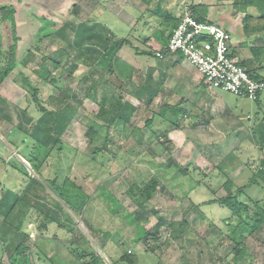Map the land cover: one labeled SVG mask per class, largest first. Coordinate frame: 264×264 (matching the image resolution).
<instances>
[{"label": "rangeland", "instance_id": "rangeland-1", "mask_svg": "<svg viewBox=\"0 0 264 264\" xmlns=\"http://www.w3.org/2000/svg\"><path fill=\"white\" fill-rule=\"evenodd\" d=\"M7 1L15 3L17 7L18 35L21 38L18 46L20 56L35 43L38 29L41 26V17L55 22L56 26L58 25L57 29H63L64 34L63 37L57 34L49 35L38 42L39 49H31V53L25 57L23 63L1 86L0 95L9 101L10 109L13 111L17 123V108L27 109L35 117L39 115L32 96L16 83L20 72L31 78L33 83L39 87V97L45 105L51 109L56 107L52 98L61 96L63 91L56 90L51 83L35 76L33 68L41 60L42 54L54 58L62 51L65 52L59 59L62 68L71 69L70 66L77 54L69 43V40L74 38L70 30L72 24L77 25L84 21L101 22L118 37L128 38L132 41V46H125L120 56L128 60L132 59L134 64L136 62L135 81L140 82L143 80V65L147 64L149 60L154 64L157 59L154 55L140 54L137 55L138 59L133 55H135L136 49L152 51L145 46L144 40L152 36L155 29L162 26L161 21L164 15L168 14L166 8L173 7L179 12L182 11L184 4L189 7L192 5L196 16L206 20L214 18L220 13L223 6L228 7L231 2L229 0H191V4L190 0ZM234 1L235 3L240 2L243 9L250 15H254V12L262 14L257 7L247 4L246 0ZM185 11L190 10L187 8ZM129 16L131 19L139 21L136 23L137 25L127 20ZM66 26H68L67 29ZM130 54L135 59L129 56ZM62 68L58 70L51 67V71L58 76ZM87 71L88 68L80 64L69 77L60 83L62 87L72 91L69 94L70 97L72 94L78 96L77 99L71 98V102L79 108V111L72 126L64 135V141L67 143L64 145V151H56L53 154L50 164L45 168V174L46 177L53 178L55 172L64 171V175L84 186L93 198L83 215H73L75 230L71 233L52 224L45 237L42 238L38 229L39 218L28 221L27 229L31 234L28 244L35 248L32 257L33 264L45 262L44 259H38L40 256L36 247L41 249L47 258L56 257V260L62 258L67 260V264L76 260L77 249L90 253L93 247L96 249V254L103 258L105 264H115L114 262L126 250L128 253L135 254L137 264H181V258L185 255L193 264H235L230 254L231 240L227 237L226 227L223 223L231 213L218 204H207V202L225 194L222 185L226 181V177L223 176L217 165L230 152L234 151L239 156L238 159L246 163L230 175L238 184H241V180L243 183L249 180L253 173L258 171L259 165L264 159V153L257 147L256 141L254 143L256 148L253 145L254 133H249V130L255 129L252 126L258 116L264 117V92L260 107L250 99L237 97L229 92H220L218 95L221 105L226 104L231 114L240 116L243 128H238L237 124L233 125L230 123V119L226 120V117L223 119L225 121L223 124L219 123L222 121H218L219 118H216V121L212 123L213 117L204 112V108H201L200 105L195 104L187 106L188 114H190L181 121L182 128L178 130L170 129L168 123L164 122H155L153 130L149 128L146 121L152 117L153 110L158 111V105L162 101L158 103V100L155 99L153 106L148 108L136 97L130 98L132 94H129L128 100L132 99L138 107L132 120L133 126L141 130L139 136L143 135V142L139 144L138 141L131 138L130 127L124 129L120 125V132H117L119 136L115 138L117 144L109 145L110 152L106 154L105 159L98 155L94 161L92 159L93 151L96 146H102L103 139L97 138L95 144H89L86 135L88 125L95 123L99 125L100 122L95 119L99 111L97 104L84 98L87 88L86 83L82 82V78ZM173 100L176 102L175 99ZM218 114L220 115V113ZM233 121L237 123L236 120ZM197 123L199 125L194 127L193 124ZM4 130L8 129L4 128ZM165 130L168 131V138L171 142L168 146L163 143ZM98 131L99 135L106 136L104 127H99ZM17 143L20 144V139H17ZM14 155L19 157L26 166H29L25 159L17 155V152L13 151L7 155L0 149V196L3 187L7 186L18 191L24 184L23 175L7 161ZM6 156L8 159H4ZM171 161L187 167L189 169L188 176L180 175L177 180V178H170L172 176L169 174L165 175L160 179V188L145 205L142 214H137V205L129 196L128 190L133 184L141 185L142 181L147 182L152 177L162 174L164 170L159 165H172ZM196 181H199L200 184L194 186ZM99 185L102 189L97 191ZM107 190L117 198L121 207L118 203L107 202L105 199L108 196ZM248 197L264 200V184L248 189L247 194L241 199L246 200ZM160 217L176 224L185 221L189 228L185 235L177 233V226L162 228L161 240L152 249L153 252H147L144 250V245L137 242V239L142 228L151 229L157 224ZM1 220L0 216V225ZM260 236L261 238L250 239V247L255 257L253 264H264V230ZM151 244L153 247L154 244ZM1 250L0 246L1 263L9 264L7 256ZM46 264H50L49 261ZM76 264H83L82 260H76Z\"/></svg>", "mask_w": 264, "mask_h": 264}, {"label": "trees", "instance_id": "trees-1", "mask_svg": "<svg viewBox=\"0 0 264 264\" xmlns=\"http://www.w3.org/2000/svg\"><path fill=\"white\" fill-rule=\"evenodd\" d=\"M246 3L257 7L264 16V0H246ZM235 5L238 6V2ZM189 8L198 20L206 21L204 18L196 16L192 5ZM165 18L163 19V28L157 33L160 38L164 37L168 28H170L169 42L180 19L171 17L167 13ZM248 18L250 19L251 16L247 15ZM40 22L41 26L38 29L36 41L32 45L33 48H29L20 56L18 46L21 38L18 35L16 4L7 0H0V88L14 70L23 63L25 57L31 53L30 51L39 49L37 46L38 42L49 37V35L64 36L63 29L58 30V25L56 26L55 22H51L45 17H41ZM68 26H66V29ZM70 27L74 38L69 40V43L73 47L72 49L77 52L73 59L74 62L70 66L71 69L62 68L59 60L65 53L62 51L54 58L42 54L41 60L33 68L35 76L51 83L56 90L63 91L61 96H53L52 100L56 104L54 109L45 105L39 97V87L33 83L31 78L21 72L18 74L19 78L16 83L32 96L33 103L39 114L38 117L31 115L27 109L17 108L18 123L15 122L9 101L0 95V149L7 155L13 151L17 152V155L28 162L32 170L31 173L25 163L15 155L9 159L7 156L4 158H7L8 163L21 173L25 179L21 189L16 191L5 186L0 196V216L2 217L0 246L2 253L7 256L9 264H33L32 257L34 256L35 248L28 244L31 235L27 229L28 221H32L33 218H39L38 229L42 238L45 237L52 224L71 233L75 230L73 215H83L93 198L84 186L77 183L73 178L64 175V171L55 172L53 178L46 177L45 174V168L50 164V158L53 154L56 151H64L66 143L64 135L72 126L79 111V108L71 102V98L77 99L78 96L72 94V97H70L69 94L72 91L62 87L60 84L63 79L69 77L80 64L88 68L87 73L82 78V82L86 83L87 88L84 98L90 99L97 104L99 111L95 119L100 122L99 125L97 123L88 125L86 135L89 139V144H95L97 138L103 139L102 146H96L93 151L92 159L94 161L98 155L105 159L106 154L110 152L109 145L114 146L117 144L115 138L119 136L117 132H120V125L124 129L130 127L131 131L129 134L131 138L138 141L139 144L143 142V135L139 136L141 130L133 126L132 122L138 107L136 104L125 100L121 95L128 91V93H132L133 96L138 98L139 101H142L146 107L150 108L153 106L155 98L160 94L165 79L164 76L161 80H155V70L150 69L142 72L145 81H135L137 68L120 58V52L123 47L132 46L131 41L128 38H118L105 24L84 21L77 25L72 24ZM160 38L156 39L160 40ZM148 40L149 38H146L144 42ZM168 42L164 43L162 51L156 52L155 50L148 51L145 49L139 51L136 49V55H154L156 58L163 59L168 54H179L172 53L168 49ZM251 51L255 59L261 63L260 68H263L264 48L256 46L252 47ZM67 61L69 62V60ZM51 67L58 70L62 68V71L61 73L59 71L58 76L54 75ZM247 70L252 77L264 82V77L259 70ZM263 92H259L258 98L252 100L259 107L262 103ZM185 112L179 106L165 104L158 111L153 110L152 117L146 121V125H149V128L153 130L155 122H164L168 123L170 128L180 129L182 128L180 123L185 118ZM193 125L196 127L199 124ZM99 127L106 129L105 137L99 135ZM253 127L256 128L254 129L255 134L261 136V139L259 138L260 140L258 139L256 144H258L261 151H264V117L258 116ZM4 128L8 130L5 131ZM167 130L163 133L165 146L171 143ZM17 139H20V144L17 143ZM238 158L239 156L232 151L217 165V168L226 177V181L222 185L225 194L214 198L207 204H218L228 209L231 213L228 218L224 219L223 223L226 227L227 237L231 240V253H229L232 255L234 263L253 264L255 257L250 247V239L261 238L260 233L264 230V200L252 197H248L246 200L241 198L247 194L248 189L264 184V159H262L258 171L254 172L249 180L244 183L241 180V184H238L230 177L234 171L239 170L246 164ZM171 162L173 163L172 165H159L164 170L162 174L159 173L160 175L152 177L147 182L142 181L141 185L133 184L128 190L129 196L137 205V214H142L141 212H143L145 205L160 188V179L164 178L165 175L169 174L172 176L170 178H177V180L180 175L188 176L189 169L187 167L174 161ZM199 184L200 182L196 181L194 186ZM100 189H102L101 185L97 187V191ZM107 195V198H105L107 202L118 203L121 207L117 198L110 191H108ZM176 226L177 233H180V235H185L186 230L189 228L185 221L176 224L160 217L157 224L151 229L142 228L137 242L144 245L145 251L153 252L152 249L161 240L162 228H175ZM151 243L154 244L153 247ZM36 248L40 256V258H38L39 256L37 258L45 261L40 264H46L47 261L50 264L68 263L67 260L61 257L60 260H56V257L47 258L43 255L41 249ZM95 251L94 247L90 253L77 249L78 259L76 258V260H82L83 264H105L103 258L96 254ZM76 260L70 264H76ZM181 261V264H193L186 255L181 258ZM222 261H224L223 258ZM114 263L137 264V259L134 253H128L126 250ZM0 264H2L1 260Z\"/></svg>", "mask_w": 264, "mask_h": 264}, {"label": "crops", "instance_id": "crops-1", "mask_svg": "<svg viewBox=\"0 0 264 264\" xmlns=\"http://www.w3.org/2000/svg\"><path fill=\"white\" fill-rule=\"evenodd\" d=\"M229 1L231 2L230 5H228V7L223 6L222 10L218 15H216L214 18H207L206 21L216 23L229 30L233 36L232 51L234 58L241 65L244 64V67L246 69L259 70L261 75L264 77V59L262 61L263 68H260L261 63H259V61L255 59V56L251 51V48L256 46H261L264 48V16L260 13H255V12L254 15L252 14L250 15L246 10L243 9V6H241L240 2H238L239 6H236L235 4L237 2L235 3L234 0H229ZM180 3L184 4L185 2H180ZM190 3L192 4L191 0ZM187 8L190 10L189 6L184 4L182 11L180 10L179 12L177 11L176 8L173 7H168L166 9L171 17L180 19V17L183 15L184 10ZM169 11L170 13L172 11L173 14L172 13L170 14ZM247 15H250L251 18L247 19ZM163 19H166L165 15ZM163 19L161 21L162 24H163ZM127 20H129V22L135 23V25H137L136 23L139 22V21H135L134 18L131 19V16H129ZM246 24H248V26H246ZM161 28H163V25L158 29H155L152 33V36L147 37L149 38V40L144 42L145 46L152 48V50L153 51L155 50L156 52L162 51V48H164V43L166 44L168 42V37L170 33V28H168L164 37H161L162 38L161 40L160 36L157 33V30L159 32ZM156 38H160V40H157ZM131 44H133L132 41ZM131 55L132 54H130L129 56ZM133 56L136 59H138L136 52L135 55ZM134 57L133 59H135ZM154 57L156 58V56ZM120 58L136 68V62L134 64L131 61L132 59L128 60L127 58H123L121 56ZM156 59L157 61L154 64L149 60L147 64L143 65L142 71L145 72L150 69L155 70L154 71L155 80H161L162 77L165 76L160 94L155 98L156 100H158V103L162 101L160 102L161 104H159L160 106L158 105L159 109L165 104L179 106L180 108L186 111L185 117H187L190 114V113L188 114L187 106L197 104L200 105L201 108H204L203 109L204 112L208 113L210 117H213L212 123L216 121L215 120L216 118H219L218 121L222 120L219 123L223 124L225 122L223 121V119H225L226 117V120L230 119L231 120L230 123H233V125L237 124L238 128H243L242 126L243 122L240 120V116L231 114L229 112L230 111L229 107L226 104L221 105V103L218 100L219 94H215L211 92L209 87H207V84L204 78H202L201 74L188 62H186L181 54H168L163 59L160 58H156ZM143 80L145 81V77H143ZM129 94L132 93H128L127 91L124 92L121 96H123L125 100L134 104L132 99L128 100L127 96ZM130 98H133V94ZM173 99H175L176 102H174ZM218 113H220V115ZM232 119L236 120L237 123H235ZM250 132L254 133V140L252 141H253V145H255L256 148V144L254 143L255 141L257 142L259 138L261 139V136L255 134L256 132H254V129L249 130V133Z\"/></svg>", "mask_w": 264, "mask_h": 264}, {"label": "built area", "instance_id": "built-area-1", "mask_svg": "<svg viewBox=\"0 0 264 264\" xmlns=\"http://www.w3.org/2000/svg\"><path fill=\"white\" fill-rule=\"evenodd\" d=\"M233 36L226 28L200 21L185 11L168 42L172 53H179L204 78L211 92H229L256 100L264 82L252 77L234 57Z\"/></svg>", "mask_w": 264, "mask_h": 264}, {"label": "water", "instance_id": "water-1", "mask_svg": "<svg viewBox=\"0 0 264 264\" xmlns=\"http://www.w3.org/2000/svg\"><path fill=\"white\" fill-rule=\"evenodd\" d=\"M28 170L32 173V170L30 169V166H27Z\"/></svg>", "mask_w": 264, "mask_h": 264}]
</instances>
